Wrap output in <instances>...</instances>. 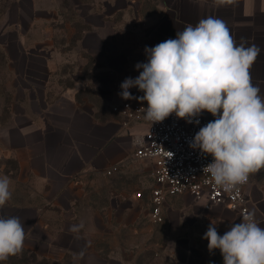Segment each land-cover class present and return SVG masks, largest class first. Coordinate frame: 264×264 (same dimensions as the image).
<instances>
[{
  "label": "crops",
  "instance_id": "1",
  "mask_svg": "<svg viewBox=\"0 0 264 264\" xmlns=\"http://www.w3.org/2000/svg\"><path fill=\"white\" fill-rule=\"evenodd\" d=\"M1 1L0 177H9L12 196L0 207V217H20L26 231L23 251L29 255L57 261L69 256L72 264H142L129 255L113 254L126 250L123 240L115 238V220L129 225L142 213L131 194L113 189L104 209L79 205L76 179L134 176L144 184L147 176L154 178L153 162L133 157L146 121L126 126L112 108L126 101L119 95L120 85L139 76L143 69L135 66L147 62L145 48L175 39L188 24L217 17L226 22L237 44L258 45L261 53L249 71L264 96V0H166L136 29L115 19L127 3L91 7L84 17L86 27L69 50L80 60L73 88L51 85L54 60L59 64L69 56L68 50L53 44L54 7L41 0ZM129 91L134 98L128 100L146 102L137 99L144 95L138 88ZM113 164L120 169L107 175ZM250 175L248 206L264 228V169ZM241 220L227 206L206 209L203 200L188 192L175 195L167 199L162 222L171 238L149 264H223L220 250L210 253L202 237L210 223L223 235ZM73 225L77 231L69 230ZM104 251L110 255L105 257Z\"/></svg>",
  "mask_w": 264,
  "mask_h": 264
},
{
  "label": "clouds",
  "instance_id": "2",
  "mask_svg": "<svg viewBox=\"0 0 264 264\" xmlns=\"http://www.w3.org/2000/svg\"><path fill=\"white\" fill-rule=\"evenodd\" d=\"M145 53L147 62L135 66L143 69L139 76L120 85L123 99L134 98L133 87L142 91L137 99L147 102L141 109L152 124L173 113L188 123L205 111L215 117L199 129L190 147L212 156L203 172L225 192L264 169V96L249 71L261 53L258 45L237 44L224 20L208 16L177 31L175 39L146 47ZM10 183L9 177H0V207L11 199ZM202 238L210 253L220 250L223 264H264V228L252 211L223 235L210 223ZM25 239L20 217H0V261L19 255Z\"/></svg>",
  "mask_w": 264,
  "mask_h": 264
},
{
  "label": "rangeland",
  "instance_id": "3",
  "mask_svg": "<svg viewBox=\"0 0 264 264\" xmlns=\"http://www.w3.org/2000/svg\"><path fill=\"white\" fill-rule=\"evenodd\" d=\"M166 0H41L42 5L48 3L54 7L51 20L54 29V47L61 49L60 51L72 50L75 41L81 31L86 27L84 17L92 8L96 10L105 9L106 6L123 5L128 6L120 10L115 15V19L125 26L138 28L144 25V21L150 15H154L159 10V5ZM28 4V1H25ZM5 2H0V17L4 10ZM26 18V16H25ZM64 54V53H63ZM66 60H54V69L51 74V85L61 84L63 87L73 88L76 85L75 73L80 70L79 57L72 55ZM57 90V87H54ZM139 178L134 176H100L97 174L85 175L76 179L74 189L79 190L81 196L77 204L92 205L99 209H104L111 199L116 189L131 194L135 204V208L142 211L140 217L131 222L129 225L119 224L115 220V238L123 240L126 250L113 252L114 256L132 257V260L140 261L142 264H149L150 261L159 254L168 244L171 234L167 231L166 223H154L149 216L151 210L150 191L154 178L149 175L146 177L144 184L138 183ZM251 186V184H250ZM264 194V183H262ZM120 191H118L120 193ZM142 192V196H137L138 192ZM73 194V193H72ZM76 194V193H75ZM174 197V196H171ZM168 198V201L170 198ZM253 199V195L251 194ZM262 220H264V203L262 204ZM259 216L257 215V218ZM106 241L102 244L105 245ZM104 256L110 255L109 251H104ZM7 264H72L71 258L65 256L61 261L51 258H40L36 255H29L22 251L17 256L9 257Z\"/></svg>",
  "mask_w": 264,
  "mask_h": 264
},
{
  "label": "built area",
  "instance_id": "4",
  "mask_svg": "<svg viewBox=\"0 0 264 264\" xmlns=\"http://www.w3.org/2000/svg\"><path fill=\"white\" fill-rule=\"evenodd\" d=\"M141 108H147V102L126 100L115 104L112 109L124 118L126 126L146 121V133L137 143L133 157L137 162L151 161L154 164L155 184L150 191V218L154 223L165 221L167 199L185 192L192 194L195 200H203L206 209L224 205L237 211L241 218L251 211L248 206L251 175L246 184L231 192H225L215 185L210 174L203 172L204 167L212 162V156L190 147L199 129L215 117L206 112L194 118L192 123H188L173 113L162 122L152 124L144 119ZM196 119L199 120L198 124ZM119 169V164H113L106 170V174L111 175ZM137 196L141 197L142 192L139 191Z\"/></svg>",
  "mask_w": 264,
  "mask_h": 264
}]
</instances>
